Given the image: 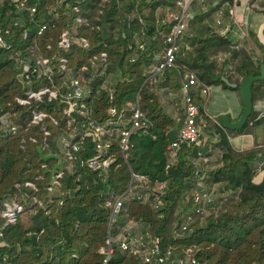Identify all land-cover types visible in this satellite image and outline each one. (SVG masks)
<instances>
[{
	"label": "trees",
	"instance_id": "16d2710c",
	"mask_svg": "<svg viewBox=\"0 0 264 264\" xmlns=\"http://www.w3.org/2000/svg\"><path fill=\"white\" fill-rule=\"evenodd\" d=\"M25 1L27 7H35L32 16L26 10L17 11L7 1L0 2V29L9 27L10 37L6 38L12 43L11 50L0 48V111L13 113L14 121L20 125L16 132L0 140V205L12 198L23 207L15 223L3 229L0 264H144L137 255L123 253L117 246L104 263L106 255L100 250L107 248L106 237L115 235V223L109 224L111 208L106 205L110 193L122 197L124 206L116 215L118 221L140 224L141 235L158 236L162 248L171 246L177 254L191 248L194 264H264V190L251 188L253 177L259 171L264 173V148L235 152L227 137L232 132L252 131L264 125V109H258V104L264 101V80L253 84L252 111L239 130L225 132L215 121L210 122L200 96L202 88L215 84L237 91V87H229L222 78L238 84L244 75H258L264 58L252 60L242 49L232 51L238 76L233 79L225 72V61L217 65L211 60L218 52L229 51L231 45L228 36L211 27L210 10L216 5L210 10L198 7V13L188 18L182 41L189 49L184 53L179 50L176 66L147 79L148 71L157 63L155 56L165 46L163 37L171 27L163 13L160 19L155 14L158 5L154 1ZM226 1L228 6L233 3ZM74 6L83 18L76 27L77 36L86 39L88 47L82 49L73 44L66 55L57 49L56 40L63 29L75 26ZM138 17L145 21L142 35L138 34ZM18 18L21 24L13 25ZM44 21H54L55 26L37 35V27ZM24 28L28 32L25 39L21 37ZM134 34L145 43L144 49L138 50L133 45L128 48V44L134 43ZM34 43L43 56L65 54L70 76L76 69L86 67L82 75L89 94L84 101L91 118L98 123L110 117L109 107L118 111L125 102L137 99L144 124L131 132L126 158L113 141V157L106 170L87 167L85 161L94 151L91 138L79 125L84 120L81 116L74 115L75 123L70 126L67 117L58 110L63 105L56 100L44 98L28 106L15 102V97L24 95L29 88L48 83L46 79H24L21 65L13 55L15 50L19 58L26 57ZM101 53L106 55L102 66ZM51 65L53 77L61 80L54 58ZM184 70L192 71L200 82L192 96L200 117L206 121L204 130L217 134L215 144L221 155L220 164L214 168L206 169L204 163L197 162L206 149L205 143L186 147L179 142L173 149L175 161L168 159L166 133L172 128L178 130L180 123L165 113L155 90L169 80L179 85ZM32 109L44 110L48 123L51 118L57 123L47 124L49 136L44 141L41 125L27 124ZM81 135L83 147L70 163L63 155L60 139L77 142ZM258 160L261 164L256 166ZM57 171H62V176L50 193L46 188ZM131 173L144 176L146 183L136 182ZM207 179L220 186V191H216L223 196L206 205V212L187 226L182 237H173L172 230L180 217L193 210L190 193L200 190L197 182ZM26 181L33 183L34 188L25 185ZM130 181L132 194H124ZM161 182L164 186L159 189ZM141 186L157 196L160 207L132 198Z\"/></svg>",
	"mask_w": 264,
	"mask_h": 264
},
{
	"label": "built area",
	"instance_id": "2783aa9c",
	"mask_svg": "<svg viewBox=\"0 0 264 264\" xmlns=\"http://www.w3.org/2000/svg\"><path fill=\"white\" fill-rule=\"evenodd\" d=\"M7 1L13 4L17 11L26 10L29 16H32L35 12V7H27L25 0H0ZM147 2L154 1L158 8L162 9L166 20L171 23V27L163 37L165 44L164 48L158 55L157 64L154 67L155 71H161L165 68L175 67L176 54L180 50V44L182 36L187 30V22L189 18L190 5L195 0H146ZM261 1V0H256ZM227 3V1H226ZM76 13L74 18L75 26L63 29L57 36L56 47L59 51L64 52L66 55L70 52V48L73 44L78 45L80 48L86 49L88 43L83 37H78L76 27L83 22V18L78 13V8L73 7ZM229 14H232V9H229ZM15 21L13 25H18L20 22ZM138 24L140 25L139 33H144L145 21L138 17ZM21 24V23H20ZM19 24V25H20ZM215 24L221 25V17L215 18ZM55 26L54 21H44L37 27L36 34L40 35L45 30L53 28ZM229 29L224 27L217 32L221 35H225ZM10 37L9 27L0 29V48L12 49V43L6 37ZM28 36L27 30L24 28L22 31V38L25 39ZM132 45L138 49H144L145 43L141 38L136 36L133 44H128V48ZM238 45H236L237 47ZM50 48L49 45L46 46ZM36 53L33 55L32 53ZM56 55L53 57L43 56L39 52L38 44L34 43L27 52L26 57L19 58V52L13 51L15 59L21 65L24 79H34L48 81L47 84H41L35 88H29L25 91L24 95L15 97V102L20 106H28L32 102H42L45 98L46 101H58L62 104V108H58L67 117V124L73 125L75 123L74 115L81 116L84 120L80 121V127L83 132L91 138L93 143L94 155L86 159L85 165L92 169H100L105 171L108 164L111 162L113 157L112 144L115 141L118 145L119 151L123 158H126V151L128 150V139L131 132L134 129L141 127L144 124V115L140 110L137 103L125 102L121 109L118 111L114 107H109L107 113L110 116L104 123H98L91 118V111L84 99L89 94V88L84 85L82 71L86 70L85 66H82L74 71L70 76L69 69L67 67L66 55ZM55 59L59 68V75L61 80L54 78V68L51 65L52 59ZM105 53L100 54V63L102 66L105 62ZM200 82L192 71L184 70L180 79V91L183 104V118L181 125L177 130L176 141L169 143L167 150H173L177 148L179 142H183L186 147H191L201 143V131L204 129V119L200 117L197 105L194 102L192 92L199 86ZM264 90V87L262 88ZM202 93L206 92V87L201 89ZM109 97L111 98V91H108ZM258 109H264V101L258 104ZM47 113L41 109H32L29 113V121L27 124L41 125V130L44 134L43 141L47 139L49 133L46 129L47 124L55 126L56 121L51 118L50 123L46 120ZM106 125H109L106 128ZM77 127V126H76ZM20 128V125L14 121V114L10 111H0V140L7 137V135L16 132ZM115 129V131L113 130ZM84 135H81L77 142H71L66 138L62 137L60 142L63 147V155L66 160L73 163L77 159V153L83 147ZM32 141L34 139L31 138ZM23 141V140H21ZM22 144V143H21ZM22 147V145H20ZM70 164L68 167H71ZM62 176V171H57L51 177L49 186H47L48 192L52 193L58 185V180ZM132 179L136 182H142L145 184L147 179L144 176L134 175L131 173ZM131 179V180H132ZM131 182L124 194H132ZM27 186L34 188L33 183L26 181L24 183ZM164 183L161 182L158 188H163ZM136 187V185H135ZM142 189L139 193L133 194L132 198L142 202L150 203L154 202L155 208L160 207L157 196H154L151 191L145 186H141ZM214 201V197L209 192L194 190L191 194V203L193 210L184 213L181 220L174 226L172 230L173 237H178L179 234L183 233L187 226L194 221L198 215H202L206 212V205L211 204ZM106 205L111 208V214L109 219L110 223H115V217L117 213L123 208L122 197H115L113 193H110L106 199ZM23 211V207L15 199H6L1 202L0 205V237L3 235V229L7 225L14 224L17 215ZM134 226L129 225L126 227V231L133 230ZM125 233L122 237L114 238L108 235L105 242L107 244L106 249H101V253H105L106 257L104 263L107 262L111 255L112 248L111 243L118 244L117 248L123 253H132L137 255L141 262L144 264H194L195 258L192 254L191 248L182 250L181 253L177 254L171 246L165 248L161 247L160 238L158 236H151L149 233L144 235L134 236L129 232ZM129 234L130 236H126ZM115 236V235H114Z\"/></svg>",
	"mask_w": 264,
	"mask_h": 264
},
{
	"label": "crops",
	"instance_id": "0c3cea01",
	"mask_svg": "<svg viewBox=\"0 0 264 264\" xmlns=\"http://www.w3.org/2000/svg\"><path fill=\"white\" fill-rule=\"evenodd\" d=\"M203 1H205V5L202 4ZM214 5H216L217 8L211 9ZM198 7H201L204 10L211 9V27L215 32L224 27H227L229 29L225 35H222L224 37L228 36V38L231 39L229 51L218 52L216 55H214V57H211V60H214L217 65H220L222 61H225V72L226 74L230 75L232 79L238 77L234 72V65L236 63V60L233 58L232 51L235 52L242 49L250 56L252 60H262L264 58V0H233L232 5L230 6H228V2L226 3V0H195L190 5L189 18L198 13ZM229 9H232L231 15L229 14ZM161 13H163V16L165 17L162 9H155V14L158 15L159 19L161 18ZM218 16L221 17V25L215 24V18ZM241 31L244 35L239 39ZM133 38H136V34H134ZM236 45L238 46L236 47ZM180 46L182 53H184L185 50L189 49L188 45L185 44L182 39ZM158 55L155 56V60L157 61ZM156 64L157 63H154L148 71L147 79L153 78V76L157 73V71L154 70ZM173 81L174 80L167 81L165 86H158L155 91L160 97V104L165 113L170 115L171 118L175 119L181 125V120L183 118V104L181 91L179 88L180 81L179 85L177 86L175 81ZM200 96L204 100V112L210 122H216V118L220 115H226L232 121L236 120L240 115L242 105L238 90L236 91L234 89L224 88L219 84H215L207 86L206 92H200ZM133 103H137V99L136 102ZM204 122L206 125L205 120ZM263 128L264 125H259L252 131L240 133L232 132L228 134L227 137L230 146L235 152H244L251 149L264 148ZM113 130L115 131V129ZM224 130L226 132L227 129ZM256 132L258 135L257 141H255ZM216 142L217 134H215L213 130L208 131L207 135H203V138L201 139V144L205 143L206 149L202 154L203 156L200 157V159H197V162L204 163V167L206 169L214 168L220 164L219 159L221 155V149L215 144ZM167 154L168 159L171 162L175 161V153L173 150H167ZM255 163L256 166H259L261 164L259 160ZM262 175L263 172L259 171L253 177L252 182H260L262 179ZM201 179H203V176L201 177ZM197 186L200 187L201 191L209 192L210 194H212L214 199L215 197L218 198L223 196L221 193L217 192L220 191V186L218 184L210 183L208 179L205 181L197 182ZM134 234L136 233L134 232ZM134 234L132 230V235Z\"/></svg>",
	"mask_w": 264,
	"mask_h": 264
},
{
	"label": "water",
	"instance_id": "95a60500",
	"mask_svg": "<svg viewBox=\"0 0 264 264\" xmlns=\"http://www.w3.org/2000/svg\"><path fill=\"white\" fill-rule=\"evenodd\" d=\"M187 31H185L186 33ZM222 80L229 86V87H237L239 97L241 100L242 110L238 118L232 121L226 115H220L216 118V122L223 127L224 129L228 130H239L241 129L249 115L251 114L253 103H252V86L255 82L264 80V63L260 64L259 74L258 75H244L241 77L238 84L229 82L226 78H222ZM109 125H106V128ZM167 142L172 143L177 139V130L176 128L170 129L166 133ZM251 188L257 191L264 190V173L262 175V179L258 183L252 182ZM143 230V229H142ZM131 233V231H130ZM118 244L111 243V248L116 247Z\"/></svg>",
	"mask_w": 264,
	"mask_h": 264
},
{
	"label": "rangeland",
	"instance_id": "374dc122",
	"mask_svg": "<svg viewBox=\"0 0 264 264\" xmlns=\"http://www.w3.org/2000/svg\"><path fill=\"white\" fill-rule=\"evenodd\" d=\"M243 33H242V31L240 32V36H239V39L240 38H242L243 37ZM263 130H264V128H263ZM207 133H208V130H204V129H202V131H201V139L203 138V135L205 136V135H207ZM255 135V134H254ZM256 138H255V141H257L258 140V135H257V132H256ZM215 199H218L217 197H215ZM123 212V211H122ZM120 214V213H119ZM121 215H123V213L121 214ZM123 217V216H122ZM116 219L117 218H119V216H116L115 217ZM180 218H182V217H180ZM110 219V218H109ZM129 225H133L134 226V228H133V234H134V232L136 233V234H134V236L136 237H138V236H140V230H142V229H140V224H137V223H135L134 221H126V222H122L121 223V221H118V219L116 220V222H115V224H114V226H113V228H114V233H115V236H113L114 238H117L118 236L119 237H122L125 233H128V230L126 231V227H128ZM132 231V230H131ZM130 232V231H129ZM183 234L184 233H181V234H179V237L181 236H183ZM107 238V237H106Z\"/></svg>",
	"mask_w": 264,
	"mask_h": 264
}]
</instances>
